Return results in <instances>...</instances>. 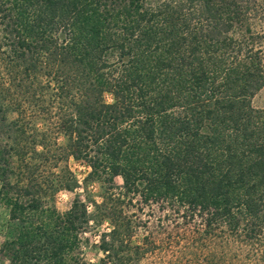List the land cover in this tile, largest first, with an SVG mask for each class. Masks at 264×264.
Here are the masks:
<instances>
[{
	"label": "trees",
	"instance_id": "obj_1",
	"mask_svg": "<svg viewBox=\"0 0 264 264\" xmlns=\"http://www.w3.org/2000/svg\"><path fill=\"white\" fill-rule=\"evenodd\" d=\"M263 88L264 0H0V254L264 264Z\"/></svg>",
	"mask_w": 264,
	"mask_h": 264
},
{
	"label": "rangeland",
	"instance_id": "obj_2",
	"mask_svg": "<svg viewBox=\"0 0 264 264\" xmlns=\"http://www.w3.org/2000/svg\"><path fill=\"white\" fill-rule=\"evenodd\" d=\"M161 0H145L148 5H157ZM254 106L258 108H264V88L255 96L253 99ZM71 169L75 172L77 178L82 180L88 174V169L80 164H77L74 160L70 161ZM1 189V183H0ZM75 194L70 192H62L57 196L56 206L60 212L68 210L73 203ZM12 224L9 220L8 209L0 203V245L13 235ZM86 241L83 244V254L87 261L91 263H98L103 256L100 251H98L96 244L99 242V237L94 234H87L85 236ZM0 264H8L6 258L0 254Z\"/></svg>",
	"mask_w": 264,
	"mask_h": 264
}]
</instances>
